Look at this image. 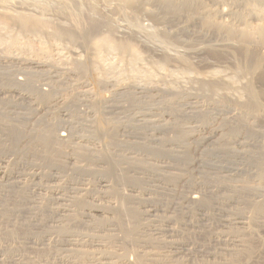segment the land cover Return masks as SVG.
<instances>
[{
  "label": "rangeland",
  "instance_id": "obj_1",
  "mask_svg": "<svg viewBox=\"0 0 264 264\" xmlns=\"http://www.w3.org/2000/svg\"><path fill=\"white\" fill-rule=\"evenodd\" d=\"M69 1L70 0H65L66 7H63V5L56 6L55 1H53L54 3L51 2V4L47 3V5H42V0H0V38L2 37L0 39V113L2 114H0V246H2L0 256H2L4 260L10 259L11 249H14V251L22 252L24 256L32 258L31 260L34 264H38V261H46L45 264H61V260L58 262V259H55V255L61 253L60 251L63 249V246L61 247L63 240H65L66 236L71 235L68 233H71L72 228V231L74 230V233L72 234H75L76 230L82 233L83 230L87 229L86 226L81 223V221H83L81 214L89 208L91 209L92 207L102 206L104 209L109 208L108 212L111 214L107 216L109 217L107 221H109L107 222L103 219L102 223L104 225L101 223V220L92 222L90 224L92 226L88 224V227L90 226L91 228H88L83 231L84 233H82L83 235L88 233L87 236L84 235L86 238L82 235L81 239L79 238L81 241V247L83 248L85 246L86 249L85 247L83 249L81 248V256L79 255L80 257H76L77 259H74L76 264H88L89 261H87L86 258L89 254H98L99 256L109 255L113 258L116 257L114 259L116 264H119L120 261L125 259L129 263L138 264V262L150 257L149 255L153 254L156 256V263L154 262L155 264H264V140L259 141V143L255 144L254 147H243L244 149L237 147L235 142L236 140L232 138L233 135H231L232 139H227L230 137L228 135L229 128L226 129V133L224 134L226 142L222 143L221 146L199 148L196 142H200L202 138L209 137L213 130L215 131L223 127L228 128L227 123L232 121L235 116V112L230 109H223L220 111H223L224 114L221 118H227V122L225 124L221 123L223 120L219 121L221 118L218 119L216 115H213L215 119L217 118L216 120H214L212 115H210L212 119L209 116L210 120L205 121L206 123L203 121L192 123L191 121L182 120V122H177L175 125L171 126L172 128H170L166 137H172L171 140H174V144L176 143L175 141L178 142V140L182 143L184 142L183 145L178 142L175 144L176 146L173 144V146L170 147L165 144V147H162V145L160 148L157 146L155 138L150 135V132L147 131L145 127H141L140 125L142 124L140 121L142 119V111L140 107L144 99L140 98L141 95L138 94V90L132 89L133 87L137 88V85L141 86L142 82L140 81L141 78L139 75L142 74L139 71H137L138 73L136 74L134 72V77L131 78V76H129V72L125 70V67H123L125 65L120 64L121 62H119V57L116 56L115 53H112L107 55V57L105 55L103 57V62L101 61L103 67L111 64V69H106L107 71L98 70L96 74L89 71L83 75L81 71L79 72L80 75H78V72L76 73V71L73 70V75H75H70L71 79H68L66 76V74H68V72L66 73V71H68L67 68L71 69V64L74 62L76 57L82 62L91 58L92 46H90L89 49H85L83 46H79V44L76 45L71 42L68 43L67 41L56 42L55 39L47 34L51 30L50 26L59 25L58 23H63L64 27L67 28L81 26V28L83 27L89 30L91 28L90 26H92L89 19H91L90 21H92L93 18L95 20V14L102 11L101 15L108 17L106 18L109 19V23H111L110 26L113 30L118 27H122L120 29H130V36L127 38L135 41L137 47L141 49V51L146 49V52H141V54H144L142 55L145 59H155L153 58V52L158 50L167 56H174L179 58V60H183L184 58L188 59L191 63L193 62L192 64L195 67V72L190 75H193L194 77H196L197 74L203 75L205 72H209L208 69L213 64L225 65L229 72H233L232 69L235 67V64L239 65L245 61V59L242 58L244 57L242 56V49L244 47L254 49L255 51L256 49L258 50L264 47V35H260L259 33L261 27L264 26V0H196L199 2V8L195 13L189 12V21L186 20L185 17H182L174 22L163 23L160 25L153 22V20L147 16L149 11H155L152 1H149L151 2L149 4L148 2L146 3V11L138 13L136 18L132 17L133 13L131 10L120 8L117 2H108L109 4H106L105 8L100 6L97 8V5L100 4L99 0H97V3L96 0H92V3L88 0ZM86 4L88 8L90 6L89 9L86 7ZM94 4L97 5L95 6ZM91 6L97 8L96 13H93L94 11L91 10ZM24 9L26 10L25 12L23 11ZM59 9L63 10L60 11ZM220 11H224V13L227 14L221 16L219 14ZM17 14L27 15L29 17L40 16V18H44L46 20L48 19L49 22L47 24L49 26L46 28V31L45 28H43V34L42 32L39 35L22 33L18 30L16 25L10 24L11 20L9 18L18 16ZM206 14H211V18L213 16L210 25H206L208 27L202 23V19ZM133 18L136 19L135 24L133 22ZM6 22L9 23L8 26H5L7 25ZM227 27L232 30V37L227 36L224 30H222ZM151 34H158V38H156V40H148L149 38L147 36ZM131 35L136 37L132 38ZM161 35H165L164 37H168L170 40L167 38L164 39ZM138 36L140 41L138 40ZM119 37L122 38L123 36ZM125 37L126 36L122 39H126ZM57 43L62 45L60 49H55L57 47ZM218 45L220 46L218 47ZM221 46L226 47V51L225 48L223 49ZM230 49L232 54L229 53ZM57 50L60 51L57 52ZM72 50L73 55L71 54ZM67 52H70L67 55L68 57H64ZM25 58L27 60H25ZM18 59L20 61H22V59L25 60V63L29 60L26 65H21L24 67L27 66L28 68L30 67L29 69L26 67L27 72L29 71L28 73L24 72L25 68H22L20 64H17V61H19ZM29 62L30 64L28 66ZM45 63L46 65H51L52 67L55 66L62 68L57 70L60 74H43L46 73L48 68H36L37 64L42 66V64L45 65ZM147 63V61L142 62L144 65L142 66L145 68L148 66L149 68L150 65ZM139 66L140 65L135 66L138 67L136 70H139ZM12 69L14 71H12ZM171 69L168 67L166 71H169V73H173L174 75L176 74L175 77L178 75L176 79L181 81V85L180 83L178 84L180 91L177 88V91L174 92L176 95L173 93L172 95L165 94L164 96H161V98L159 96L156 102L162 104V106L169 105L178 112V109H181L180 105H182V103H180L182 102L181 97H179L181 87L184 85L185 89L188 88L190 86L189 79L193 76L191 77L190 75H185V73H179L174 71V69ZM196 69L198 73L196 72ZM17 71L18 73H16ZM48 72L51 71L49 70ZM47 75L50 77L48 78ZM182 76L190 77H184L183 79ZM250 76L251 78H255L252 80L260 82V78L258 79L259 76H256L255 74ZM250 76H244L246 78H243L242 75H238L237 77L240 78L239 81L247 83L249 79H251L249 78ZM77 77H80L83 80H78ZM21 80L26 82L30 88H20L18 83L22 82ZM29 80L30 82H28ZM24 82L23 84H25ZM84 82H88L89 84L86 85ZM110 82L114 83L112 84ZM259 82H256L255 84L258 85ZM131 86L132 89H130ZM125 87L130 89L129 93L131 95L134 94L133 96H135V98L138 100L140 99L138 104H136L138 106H132V104H134L132 103L133 101L128 99L125 94H120L121 98L119 97V90L120 92H123V88L126 90ZM175 88L173 89L174 91ZM17 89H22L23 91L25 90V94H28L29 92V94L31 93L33 96H24L25 100L23 96H20V91ZM191 91L192 90H190V92ZM34 94L36 97L39 95L37 97L38 100L33 98L35 97ZM41 94L46 96L44 98H40ZM197 94L203 98L198 100L201 104L210 102V99H206L203 94L201 95L200 91H198ZM4 98L7 101H5ZM146 100L148 101V99ZM178 100H180V102ZM161 102H164V104ZM64 109L68 113H65ZM218 112L214 111V114ZM10 125L11 133L8 134L7 127ZM173 131L174 133H171ZM62 133L67 136L70 134L73 137L72 140L67 143H62L61 145L56 144L55 150L50 152L49 148L52 147L51 139L46 138L45 135L49 134L54 141L55 138L62 135ZM191 134L193 135V138L191 137L189 141L187 140V137ZM22 136H24L23 138L26 137V140H24L25 142L18 143V139ZM80 136L89 138L90 141L87 140L88 143L84 141L78 142ZM175 136L178 137L175 138ZM29 137H32L35 141L31 140V142ZM262 142L263 144L261 145ZM166 146H168V148ZM157 147L159 149L158 152L155 151ZM170 148H172V150H176V152H168L167 150ZM43 151L46 152L44 153ZM37 152H40V154L35 156L34 153ZM47 152L49 153L46 154ZM42 154H44V156H42ZM184 156L186 158L188 156L189 160L184 159ZM64 157H73L74 160H76L69 161L66 160V158L64 159ZM200 159L203 160V163L197 164ZM48 160L52 162H49ZM98 162H101L102 164ZM68 163L72 164L69 165ZM58 165H61L64 169ZM101 172L104 174L109 173V175H106V180L109 181L110 184L107 185H109L110 188L108 187L106 190L99 188L98 182ZM61 175L63 178H61ZM158 180L160 182H158ZM6 181L7 183H10L11 181L13 186H10L11 183L6 184ZM161 183H163V185ZM156 186L158 187L156 188ZM159 187L161 189H159ZM39 188L43 190L38 191L40 190ZM75 189H81V192H77L76 194L74 193ZM162 189H164L165 192L164 190L162 191ZM56 190L57 193L55 192ZM58 194L60 196H58ZM124 195L126 197L128 196L127 199ZM188 195H197V200H201L202 203L200 201L196 203L197 206L196 204L195 206L191 204L189 205V202L186 199V202H184L185 200L183 201L184 197H189ZM233 196L243 197V201L241 205H239V209L241 210H238V206H235L237 204L230 206L225 201L227 199H232L230 197ZM58 197L64 199L66 198V202L56 203V199ZM130 197L132 199L131 201ZM33 198H35V200ZM31 200L33 203H37V206L33 204ZM29 202L32 205H35L33 206V209L30 208L31 204ZM41 203H43V206L40 205ZM60 203H62V205ZM219 203L221 204L220 206H218ZM248 204L258 205V212H254L243 207V205L249 207ZM65 205H68L69 207H66ZM28 207L33 211V215L30 214L32 211L28 210ZM46 207L49 208L48 210H52L48 212ZM110 208L113 209L110 210ZM129 208L131 210H129ZM152 208L159 210V214L157 213L159 218L156 216H145L146 212ZM202 208L204 209L202 210ZM217 208L220 209L217 211ZM37 209L40 211L42 210L43 212L41 211V213L39 211L38 213ZM63 209H69L66 214L69 213L70 215V217L66 216L67 219L66 217H63L64 220L60 218L61 214H57L63 213ZM16 210H18L19 213ZM222 210L223 212H221ZM26 211H28L27 214ZM125 212H127V215ZM230 212L238 214L237 217L240 214V216L243 215L245 217L248 215L247 217H249V220H246L247 222L245 221V225L243 226H234L232 224H234L233 222L235 221L230 219H233L232 215L234 214ZM53 214L56 215V218ZM135 214L139 217L138 218L136 216L137 218L135 220L138 221V223L140 222V227L142 228H139V230H137V228L134 229V225L132 224L133 219H128L129 217L126 219V221H131V223L129 221L127 224L129 229L127 230L125 227L126 225L121 226V220L124 221L122 218L125 215L128 216ZM15 215L16 217L19 216L20 221L11 217H15ZM24 215L33 217L42 215V217H40V223L44 222L41 224L49 225V227H45L44 225L45 228L43 229V231L46 232L44 239H47L44 241L47 244L44 242V245H39L38 240H34L36 245L32 244L34 245L33 247L32 245L30 246V244H26L25 240H23L24 238H18V236L22 237L23 231L30 229L28 222L30 225L33 222V217H26ZM169 216L173 219L172 222L174 223L171 227L174 230L172 231V234L171 232H168V235L167 233L161 232V230L164 228L163 225L166 224L164 220H166ZM20 217H23L25 220L29 219L26 222ZM11 219H14L12 221L16 222H13L16 226L12 223ZM15 220H18L20 223ZM52 220H54V224ZM50 221H52L51 225L49 224ZM109 222L114 223V226L106 228L105 226ZM192 223L193 225L191 226ZM68 224L69 226H67ZM81 224H83L82 227ZM183 224H190V226L185 227ZM12 225L14 226L12 227ZM26 225L27 228L25 227V229L24 226ZM33 226L30 227L33 229L36 228V226ZM50 226L53 228L51 229ZM11 227L12 229L16 227V229H14L16 233L11 230ZM74 228L77 229L75 230ZM33 229L31 230L33 231ZM45 229H49V231L47 230V232ZM54 230L55 232H53ZM17 231L21 234L18 233V236L14 238L13 234L15 233L17 235ZM78 231L76 232V235H80ZM94 238L96 240H98V238L103 239L100 240L101 246L98 244L99 246H95L96 248L94 246L91 247L90 241H96ZM235 238H239L237 241L242 239L245 243V245L243 244L244 247H238V243L240 244V242L236 243L237 248L236 246L231 247L227 245L230 240H236ZM60 241L62 242L60 243ZM168 242L171 243V247L175 242L189 244V247H187L188 252L183 251V253L179 256H173L174 253L172 254V251L174 252V250L169 247ZM92 250H96L97 252H92ZM24 253L28 255H25ZM146 254L149 255L146 256ZM98 255L96 257H98ZM63 256H65V254H63Z\"/></svg>",
  "mask_w": 264,
  "mask_h": 264
},
{
  "label": "bare ground",
  "instance_id": "obj_2",
  "mask_svg": "<svg viewBox=\"0 0 264 264\" xmlns=\"http://www.w3.org/2000/svg\"><path fill=\"white\" fill-rule=\"evenodd\" d=\"M53 1H55V3H56V6H62L63 5V7L65 6V0H42V5L44 4V5H47V3H50L51 4V2L52 3H54ZM71 1V0H70ZM69 1V2H70ZM88 1H92V0H88ZM95 1V0H94ZM100 1V4H96L97 5V8H99V6L100 7H102V8H105V5L106 4H109L108 2H117V4L119 5V7L120 8H122V9H129V10H131L132 11V13H133V16L132 17H135L136 18V16H137V14L138 13H143V12H145L146 11V9H145V6L147 5L146 3L148 2V4L149 3H151V2H149V1H152L153 3V5H154V8H155V11H149L148 12V14H147V16L150 18V19H152L153 20V22H156V24H163V23H171V22H174V21H176V20H178V19H180V18H182V17H185V19L186 20H190V16H189V12H196L197 10H198V8H199V2L198 1H196V0H99ZM98 1L96 0V3H97ZM14 3V2H13ZM83 3V2H82ZM92 3V2H91ZM12 4V3H11ZM10 4V5H11ZM89 4V3H88ZM6 5H7V3H6ZM35 5V4H34ZM95 5V4H94ZM95 5V6H96ZM2 6V5H1ZM8 6V5H7ZM77 6H78V4H77ZM46 7V6H45ZM66 7V6H65ZM82 7V6H81ZM80 7V8H81ZM86 7H87V4H86ZM109 7V6H108ZM7 8V7H6ZM88 8V7H87ZM89 8H90V6H89ZM88 8V9H89ZM91 10H93L94 12L93 13H96V7H93V6H91ZM8 9V8H7ZM60 10V9H59ZM61 10H63V9H61ZM60 10V11H61ZM101 10V9H100ZM24 12L26 11L25 9L23 10ZM102 12V11H101ZM100 11H99V13L98 14H95V20H94V18H93V20L92 21H90L91 19H89V22H91L92 23V26H90L91 28L88 30V29H86V28H81V26L79 27V26H77V27H75V26H73V28H67V27H64V25H63V23L61 24V23H58L59 25H54V26H50V28H51V30L47 33L50 37H52L53 39H55V41L57 42V41H59V42H61V41H63V42H65V41H67L68 43L69 42H71L72 44H79V46H83L85 49L87 48V49H89L90 48V46H92V51H91V58H89L88 60H86V61H81V60H79L77 57L75 58V60H74V62L71 64V69H69V68H67L68 69V71H66V73L68 72V74H66V76L68 77V79H71L70 78V75H73V70H75L76 71V73L78 74V75H80V71H81V73H82V75L83 74H86L87 72H89V71H91V72H94L95 74L97 73V71L98 70H106V69H111L112 67H110L111 66V64L109 65V66H104L103 67V64L101 63V61L103 62V57L106 55V57H107V55H109V54H112V53H115L116 54V56H118L119 57V62H121L120 64H123V65H125V66H123V67H125V70H127L128 72H129V76H131V78H133L134 77V72H135V74L136 73H138L137 71H139L142 75H139L140 76V78H141V82H142V84H141V86H139V85H137L136 87L137 88H135V87H133V89H132V86H131V88L130 89H132V90H138L139 92H138V94H140L141 95V99H144V101H142V104H141V113H142V115H141V122H142V124H140L141 125V127L143 126V127H145V129H147V131H149L150 132V135L152 136V137H154L155 138V142L157 143V146L158 147H160V146H162V147H165L164 145L166 144V145H168V146H173V141L171 140V138L172 137H166V134L169 132V130H170V128H172L171 126H173V125H175L177 122L179 123L180 121L182 122V120H184V121H191L192 123H197V121L199 122V121H203V122H205V121H207V120H210L209 118L211 117L210 115H212V117H213V119L214 120H216L217 118L219 119V118H221V116H224V114H223V111H220V110H225V109H230V110H233L234 112H235V116H234V118L232 119V121H230L229 123H227L228 124V128H226V127H223V128H221V129H218V130H213L211 133H210V136L209 137H206V138H202L201 140H200V142H196L197 143V145H198V147L199 148H202V147H204V148H206V147H213V146H221V144L222 143H224V142H226L225 141V139H224V134L226 133V129H229V132H228V135L230 136V137H228L227 139H229V138H231L232 136L231 135H233V139H235L236 141V144H237V147H240V148H243V147H246V148H248V147H254L255 146V144H257V143H259V141H261V140H264V47L261 49H256V51L254 50V49H248V48H246V47H244L242 50H243V55L242 56H244V57H242V58H244L245 59V61H244V63H242V64H235V67L232 69L233 70V72H229V70L227 69V67H225V65L223 66V65H212L209 69H208V71L209 72H205V74H201V75H196V77H194L193 75V77L190 75V74H193L194 72H195V67H194V65L188 60V59H184L183 58V60H179V58H176V57H172V56H167L166 54H163L161 51H158V50H155L154 52H153V54H154V57L153 58H155V59H152V58H147V56H146V58L147 59H145V57L143 56L144 54V51L146 50H144V48H143V50L144 51H141V49H139L138 47H137V44L135 43V41H133V40H131L130 38H127L128 36H130V34H129V30L128 29H126V28H123V29H120V28H122V27H118L117 29H115V30H113L112 28H111V26H110V24L111 23H109V19H107L106 17H104V16H102ZM68 13V12H67ZM217 13H218V11H217ZM11 14V13H10ZM15 14V13H14ZM21 14H23V13H21ZM18 15V16H15V17H13V18H9L11 21H10V24H12V25H16V27H18V30L19 31H21L22 33H30V35L32 34H35V35H39L41 32H42V30H43V28H45V31H46V28H48V19L46 20V19H44V18H40V16L39 17H29V16H27L28 15V13H27V15ZM125 14V13H124ZM219 14L221 15V16H223L224 14H227V13H224V11H220L219 12ZM230 14V13H229ZM16 15V14H15ZM30 15V14H29ZM65 15V14H64ZM129 15V14H128ZM191 15V14H190ZM241 15V14H240ZM216 16H218V15H216ZM3 17V16H2ZM8 17V16H7ZM12 17V16H11ZM82 17V16H81ZM242 17V16H241ZM240 17V18H241ZM88 18V17H87ZM135 18H133L134 20H133V22H134V24L136 23V19ZM212 18H213V16H212ZM212 18H211V14H206L204 17H203V19H202V23H203V25H210V23H211V21H212ZM81 20V19H80ZM68 21V20H67ZM3 22V21H2ZM1 22V23H2ZM5 23V22H4ZM3 23V24H4ZM82 23V22H81ZM90 23V24H91ZM201 23V24H202ZM6 24L7 25H5V26H8V24L9 23H7L6 22ZM65 24V23H64ZM132 24V23H131ZM200 25V24H199ZM5 26H4V28H5ZM11 26V25H10ZM69 26V25H68ZM86 26V25H85ZM202 26V25H201ZM208 26H206V27H208ZM132 27V26H131ZM134 27V26H133ZM8 28H10V27H8ZM114 28V27H113ZM136 28V27H135ZM5 30H6V28H5ZM222 30H224V32L226 33V35L227 36H231L232 37V35H233V33H232V30L230 29V28H223ZM6 32V31H5ZM20 32V33H21ZM133 32V31H132ZM10 33V32H9ZM130 33H131V31H130ZM259 33H260V35H264V26L263 27H261V29H260V31H259ZM42 34H43V32H42ZM134 34V33H133ZM140 34V33H139ZM46 35V34H45ZM119 36H126L125 38L126 39H122L121 37H119ZM132 36V38H135L136 36H134V35H131ZM140 36V35H139ZM139 36H138V40L140 41V39H139ZM163 35H161V37H162ZM165 36V35H164ZM163 36V37H164ZM141 37V36H140ZM148 38V40H151V39H155L156 40V38H158V34L156 35V34H151V35H148L147 36ZM2 38V37H1ZM0 38V39H1ZM5 38V37H4ZM144 38V37H143ZM165 38H167V39H169L170 40V38H168V37H164V39ZM50 39V38H49ZM164 39H162V40H164ZM135 40V39H134ZM160 40V39H159ZM49 41V40H48ZM6 42H7V40H6ZM45 42V41H44ZM136 42H138V41H136ZM243 42V41H242ZM22 43V42H21ZM51 43V42H50ZM42 44V43H41ZM56 44V43H55ZM51 45V44H50ZM67 45V44H66ZM146 45V44H145ZM42 46V45H41ZM53 46V45H52ZM57 47L55 48V49H60V47L62 46V45H60V43H57V45H56ZM220 45H218V47H219ZM227 46V45H226ZM223 49L225 48V51H226V47H224V46H221ZM5 48V47H4ZM21 48V47H20ZM63 48H64V46H63ZM73 48V47H72ZM23 49V48H22ZM74 49H76V48H74ZM229 49V48H228ZM1 50V49H0ZM8 50V49H7ZM6 50V51H7ZM49 51V50H48ZM60 51V50H59ZM58 50H57V52H59ZM67 51H69V50H67ZM71 51V50H70ZM81 51V50H80ZM147 51H148V49H147ZM223 51V50H222ZM63 52H64V50H63ZM141 52H143L142 54H141ZM146 52V51H145ZM151 52V51H150ZM17 53V52H16ZM66 53V52H65ZM68 53H70V52H67V54L65 55V54H63V55H65L64 57H66L67 55H68ZM149 53V52H148ZM229 53L230 54H232L231 53V49H230V51H229ZM14 54V53H13ZM56 54H58V53H56ZM72 55H73V50H72V53H71ZM76 54H77V52H76ZM147 54V53H146ZM1 55V54H0ZM9 55V54H8ZM75 55V54H74ZM3 56V55H2ZM70 56V55H69ZM77 56V55H76ZM79 56V55H78ZM112 56V55H111ZM151 56V55H150ZM1 57V56H0ZM22 57V56H21ZM68 57V56H67ZM199 57V56H198ZM201 57V56H200ZM29 58V57H28ZM41 59V58H40ZM51 59V58H50ZM67 59V58H66ZM69 59V58H68ZM73 59V58H72ZM117 59V58H116ZM15 60V59H14ZM17 60V59H16ZM19 60V59H18ZM25 60H27L26 58H25ZM25 60H23L22 59V61H20V63H19V61H17L16 63L17 64H20V66L21 65H26L27 64V62L29 61H27L26 63H25ZM52 60V59H51ZM1 61V60H0ZM6 61V60H5ZM144 61H147L148 63L147 64H149L150 65V67L148 68V66L145 68V67H143L144 65V63L142 64V62H144ZM238 61V60H237ZM33 62V61H32ZM38 62V61H37ZM55 62H57V61H55ZM72 62V61H71ZM7 63V62H6ZM9 63H11V62H9ZM8 63V64H9ZM53 63V62H52ZM66 63V62H65ZM65 63H63V64H65ZM68 63V62H67ZM70 63V62H69ZM29 64H30V62L28 63V66H29ZM34 64H36V63H34ZM5 65V64H4ZM53 65V64H52ZM55 65V64H54ZM56 65H57V63H56ZM106 65V64H105ZM119 65V64H118ZM137 65H140L139 66V70H136V69H138V67H135V66H137ZM143 65V66H142ZM10 66V65H9ZM8 66V67H9ZM31 66V65H30ZM65 66V65H64ZM7 67V66H6ZM22 68H25V71L24 72H27V69H26V67L27 66H21ZM48 68V70H46V73H43V74H52V73H54V74H60V72L59 71H57V70H60V69H62V68H58V67H55V66H53V67H55V68H53L51 65H46V63H45V65L44 64H42V66H40V65H36V68ZM120 67V66H119ZM168 67H170V69L172 68V69H174V71H176V72H181V73H185V75H190L192 78H190L189 79V81H190V86H189V84H188V82H187V84H188V88H184L185 86L183 85V87H181V92H179L180 94V96L179 97H181V101L182 102H180V100H178L180 103H182V105H180L181 107V109H178V112L177 111H175L171 106H169V105H167V106H162V104H160V103H157L156 101L158 100L157 98L160 96V98H161V96H164L165 94H167V95H172L174 92H176L177 90V88H178V90L180 89V87H179V83H180V85H181V81H178V79H176V77L178 76H176L175 77V75L173 74H171V73H169V71H166V69L168 68ZM197 67V66H196ZM28 68V67H27ZM30 68V67H29ZM28 68V69H29ZM56 68H58V69H56ZM166 68V69H165ZM65 69V68H64ZM120 69V68H119ZM124 69V68H123ZM171 69V70H172ZM44 70V71H45ZM51 71V72H48V71ZM12 71H14L13 69H12ZM11 71V72H12ZM31 71V70H30ZM71 71V72H70ZM83 71V72H82ZM107 71V70H106ZM109 71V70H108ZM126 71V72H127ZM29 72V71H28ZM27 72V73H28ZM39 72V71H38ZM42 72H43V70H42ZM42 72H41V74H42ZM61 72H62V70H61ZM64 72V71H63ZM102 72V71H101ZM124 72V71H123ZM133 72V73H132ZM168 72V73H167ZM196 72H197V69H196ZM16 73H18V71L16 72ZM100 73V72H99ZM198 73V72H197ZM26 74V73H25ZM32 74H34V73H32ZM42 74V75H43ZM56 74V75H57ZM61 74H63V73H61ZM133 74V75H132ZM144 74V75H143ZM253 74H255L256 76H259L258 77V79L260 78V82L259 81H254V80H252V79H255L254 77L253 78H251V76L250 75H252L253 76ZM16 75V74H15ZM75 75V74H74ZM73 75V76H74ZM181 75V74H180ZM238 75H242V77L243 78H246V77H248V76H250L249 78H251V79H249V81L247 82V83H244V82H242V81H239L240 80V78H238L237 76ZM29 76H31V75H29ZM34 76H36V75H34ZM41 76V75H40ZM64 76V75H63ZM190 76H186L187 78L188 77H190ZM244 76H246V77H244ZM255 76V77H256ZM2 77V76H1ZM25 77V76H24ZM47 77L49 78L50 76H48L47 75ZM54 77V76H53ZM58 77V76H57ZM72 77V76H71ZM183 77V79H184V77L185 76H182ZM185 77V78H186ZM26 78V77H25ZM30 78V77H29ZM66 78V77H65ZM78 78V77H77ZM156 78V79H155ZM6 79V78H5ZM10 79V78H9ZM22 79V78H21ZM28 79V78H27ZM32 79H33V77H32ZM40 79V78H39ZM79 79H81V80H83L82 78H78V80ZM130 79V78H129ZM18 80V79H17ZM20 80V79H19ZM23 80V79H22ZM21 80V81H22ZM30 80H31V78H30ZM30 80L28 81V82H30ZM84 80L86 81V79L84 78ZM238 80V81H237ZM188 81V80H187ZM11 82V81H10ZM23 82L24 81H22V82H19L18 83V81H17V83L19 84V86H20V88H22V89H26V87H29V85L28 84H26V82H24L25 84H23ZM27 82V83H28ZM37 82V81H36ZM50 82V81H49ZM53 82V81H52ZM56 82V81H55ZM63 82V81H62ZM67 82V81H66ZM74 82H75V80H74ZM258 83L259 82V84L258 85H256L255 83ZM15 83V82H14ZM13 83V84H14ZM16 83V84H17ZM69 83V82H68ZM79 83V82H78ZM81 83V82H80ZM85 83V82H84ZM83 83V84H84ZM110 83H112V82H110ZM114 83V82H113ZM112 83V84H113ZM132 83V82H131ZM23 84V85H22ZM41 84V83H40ZM70 84V83H69ZM68 84V85H69ZM74 84V83H73ZM86 85L87 84H89L88 82L87 83H85ZM84 84V85H85ZM15 85V84H14ZM43 85V84H42ZM53 85V84H52ZM95 85V84H94ZM108 85H110V84H108ZM16 86V85H15ZM24 88H23V87ZM32 86V85H31ZM111 86V85H110ZM117 86V85H116ZM135 86V85H134ZM138 86H139V88H138ZM13 87V86H12ZM17 87H18V85H17ZM67 87V86H66ZM72 87V86H71ZM84 87V86H83ZM86 87V86H85ZM120 87V86H119ZM175 88V91L173 90L174 88ZM30 88V87H29ZM33 88V87H32ZM60 88V87H59ZM111 88H113V87H111ZM121 88H122V86H121ZM126 88V90L123 88V90L125 91V93H124V91L123 92H120V90H119V97L121 96V95H123V94H125V96L128 98V99H130L131 101H133L132 103H134V104H132V106H138V105H136V104H138V102L140 101V99L138 100L137 98H135V96H133V95H131L130 93H129V88H127V87H125ZM184 88V89H183ZM22 89H17V90H19L20 92V96L22 97L23 96V98H24V96L26 97V96H30L31 95V93L29 94V92H28V94H25L24 93V91L22 90ZM35 89V88H34ZM90 89V88H89ZM115 89V88H114ZM118 89V88H117ZM45 90V89H44ZM48 90H49V88H48ZM48 90H46V91H48ZM113 90V89H112ZM190 90H192L191 92H190ZM35 91V90H34ZM180 91V90H179ZM198 91H200L201 92V95L203 94L205 97H206V99L208 98V100L210 101V102H208V103H206V104H201V102L200 101H198V100H201V99H203V98H201V96H199V94H197V92ZM1 92V91H0ZM52 92V91H51ZM57 92V91H56ZM59 92V91H58ZM83 92H84V90H83ZM134 92V91H133ZM137 92V91H136ZM53 93V92H52ZM118 93H116V94H118ZM10 94V93H9ZM15 94V93H14ZM35 94H37V93H35ZM35 94H34V96H35ZM45 94H47V93H45ZM44 94V95H45ZM116 94H115V96H116ZM121 94V95H120ZM137 94V93H136ZM175 94V93H174ZM113 95H114V92H113ZM176 95V94H175ZM31 96H33V95H31ZM39 96V95H38ZM37 96V97H38ZM46 96V95H45ZM45 96H43V94H41V96H40V98H44ZM57 96V95H56ZM85 96H87V95H85ZM114 96V97H115ZM124 96V97H125ZM27 97V98H28ZM36 96L35 97H33V98H36L37 100H38V98H37ZM53 97V96H52ZM118 97V98H119ZM123 97V98H124ZM125 97V98H126ZM6 98V97H5ZM4 98V99H5ZM32 98V97H31ZM87 98V97H86ZM90 98V97H89ZM112 98V97H111ZM110 98V99H111ZM121 98V97H120ZM177 98V97H176ZM7 99H8V97H7ZM9 99H11V98H9ZM25 99V98H24ZM29 99V98H28ZM88 99V98H87ZM146 99H148V101L146 100ZM17 100V99H16ZM21 100V99H20ZM26 100V99H25ZM37 100H35V101H37ZM77 100H78V98H77ZM81 100V99H80ZM123 100V99H122ZM146 100V101H145ZM2 101H3V98H2ZM5 101H7L6 99H5ZM67 101V100H66ZM86 101V100H85ZM84 101V102H85ZM112 101V100H111ZM126 101H128V100H126ZM17 102V101H16ZM160 102V101H159ZM204 102V101H203ZM205 102H206V100H205ZM204 102V103H205ZM33 103V102H32ZM155 103V104H154ZM161 103H163L164 104V102H161ZM178 103V102H177ZM26 104V103H25ZM35 104V103H34ZM33 104V105H34ZM81 104V103H80ZM87 104V103H86ZM140 104V103H139ZM2 105V104H1ZM15 105V104H14ZM16 105H17V103H16ZM120 105H121V103H120ZM64 106V105H63ZM178 107V106H177ZM1 108V107H0ZM68 108H70V107H68ZM15 110V109H14ZM45 110V109H44ZM65 110V109H64ZM56 111V110H55ZM60 111H62V110H60ZM214 111L215 112H218V113H215L214 114ZM65 113L67 112L66 110L64 111ZM226 112V111H225ZM36 113V112H35ZM68 113V112H67ZM1 114V113H0ZM17 114V113H16ZM158 114V115H157ZM2 115V114H1ZM216 115L217 116V118L215 119V117L214 116ZM43 116H45V115H43ZM86 116V115H85ZM210 116V117H209ZM2 117V116H1ZM35 117V116H34ZM33 117V118H34ZM212 117H211V119H212ZM70 118V117H69ZM86 118V117H85ZM134 118V117H133ZM225 118V117H224ZM39 119V118H38ZM227 119V118H226ZM226 119H223V118H221L219 121H221V120H223L221 123H226L227 121H226ZM31 120V119H30ZM42 120V119H41ZM214 120H212V121H214ZM29 121V120H28ZM132 121H133V119H132ZM138 121V120H137ZM65 122V121H64ZM140 122V123H141ZM62 123H63V121H62ZM206 123V122H205ZM9 124V123H8ZM24 125H25V122H24ZM198 125V124H197ZM205 125H207V124H205ZM26 126H27V124H26ZM66 126V125H65ZM225 126V125H224ZM29 127V126H28ZM211 127V126H210ZM222 127V126H221ZM8 129H7V132H8V134L9 133H11V125L9 126V127H7ZM216 129V128H215ZM0 130H1V128H0ZM6 130V129H5ZM175 130H177V129H175ZM180 130V129H179ZM228 131V130H227ZM6 132V131H5ZM5 132H3V133H5ZM15 132H16V129H15ZM48 133V132H47ZM112 133V132H111ZM171 133H174V131L173 132H171ZM177 133V132H176ZM202 134V133H201ZM209 134V133H208ZM243 134V135H242ZM180 135V134H179ZM187 135V134H186ZM24 136H22V137H20L19 139H18V143H23V142H25L24 140H26L25 138H23ZM45 137L46 138H48V139H51V145H52V147L51 148H49V150H50V152H52V151H54L55 150V145L57 144V145H61L62 143H67V142H69V141H71L72 140V136L69 134V136H67V135H65V134H63L62 133V135H60V136H58V137H56L55 138V140L53 141L52 140V138H51V136L49 135V134H46L45 135ZM176 137H178V136H175V138ZM193 138V135L191 134V135H189L188 137H187V140H189L190 141V138ZM23 138V139H22ZM231 138V139H232ZM28 139V138H27ZM91 139V138H90ZM174 139V138H173ZM184 139V138H183ZM29 140L31 141V140H34L32 137L30 138L29 137ZM87 140H89V138H84V136H80L79 137V139H78V142H86V143H88L87 142ZM181 140V139H180ZM35 141V140H34ZM90 141V140H89ZM28 143H30L29 141H27ZM27 142H26V144H27ZM32 142V141H31ZM176 143H182L181 141H179L178 140V142L177 141H175ZM194 142V141H193ZM113 143V142H112ZM175 143V144H176ZM184 143V142H183ZM183 143H182V145H183ZM78 144V143H77ZM115 144V143H114ZM174 144V145H175ZM263 144V142L261 143V145ZM113 145V144H112ZM179 145V144H178ZM168 146H166L167 148H168ZM176 146V145H175ZM81 147V146H80ZM83 147V146H82ZM142 147V146H141ZM158 147H157V149H155V151L156 152H158L159 151V149H158ZM180 147V146H179ZM161 148V147H160ZM176 148H178V147H176ZM176 148H174V149H176ZM244 149V148H243ZM47 150V149H46ZM40 151V150H39ZM48 151V150H47ZM82 151V150H81ZM168 152H170V153H174V152H176V150H172V148H170V149H168L167 150ZM202 151V150H201ZM44 153L46 152V151H43ZM42 152V153H43ZM84 152V151H83ZM49 152H47L46 154H48ZM73 153V152H72ZM178 153V152H177ZM204 153V152H203ZM37 154H40V152H37V153H34V155L35 156H38ZM88 154V153H87ZM86 154V155H87ZM185 154H187V153H185ZM184 154V155H185ZM202 154V153H201ZM51 155V154H50ZM85 155V156H86ZM42 156H44V154H42ZM48 156V155H47ZM53 156V155H52ZM67 156H68V154H67ZM69 156H72V155H69ZM66 157H64V159H65ZM184 159H187V160H189V157L187 156V158L184 156L183 157ZM66 160H69V161H72V160H74V158L73 157H69V158H66ZM76 160V159H75ZM74 160V161H75ZM12 161V160H11ZM49 162H52V161H50V160H48ZM47 161V162H48ZM53 161H55V160H53ZM194 161V160H193ZM198 161V160H197ZM77 162V161H76ZM98 163H100V164H102L101 162H98ZM203 163V160L202 159H200L198 162H197V164H202ZM69 165L70 164H72V163H68ZM94 164H96V163H94ZM194 164V163H193ZM73 165H74V163H73ZM59 166V165H58ZM66 166V165H65ZM64 166V167H65ZM94 166H99V165H94ZM202 166V165H201ZM59 167H62L61 165L59 166ZM69 167V166H68ZM32 168V167H31ZM63 168V167H62ZM198 168V167H197ZM36 169V168H35ZM64 169V168H63ZM66 169V168H65ZM76 169H78V168H76ZM4 170V169H3ZM195 171H196V169H195ZM8 172V171H7ZM40 175V174H39ZM45 175V174H44ZM60 175V174H59ZM106 175H109V173L108 174H104L103 172H101V175H100V178H99V182H98V184H99V188H101L102 190L104 189V190H106V189H108V187H109V185H107V184H110L109 183V181L108 180H106ZM57 176V175H56ZM102 176V177H101ZM2 177V176H1ZM44 177V176H43ZM153 177V176H152ZM57 178V177H56ZM61 178H63V176L61 175ZM112 178V177H111ZM7 180V179H6ZM8 181H9V178H8ZM153 181V180H152ZM156 181V180H155ZM63 182V181H62ZM158 182H160L159 180H158ZM4 183V182H3ZM9 183V182H8ZM7 183V181H6V184H8ZM10 183H11V181H10ZM9 183V184H10ZM15 183H17V182H15ZM117 183V182H116ZM153 183H154V181H153ZM152 183V184H153ZM12 184V183H11ZM10 184V186H13V184L11 185ZM76 184V183H75ZM118 184V183H117ZM162 185H163V183H161ZM264 184V183H263ZM18 185H20V184H18ZM5 186V185H4ZM15 186V185H14ZM82 186V185H81ZM86 186V185H85ZM8 187H9V185H8ZM16 187V186H15ZM14 187V188H15ZM56 187V186H55ZM54 187V188H55ZM158 186H156V188H157ZM12 188V187H11ZM22 188V187H21ZM43 188V187H42ZM46 188V187H45ZM53 188V189H54ZM61 188V187H60ZM110 188V187H109ZM40 189V188H39ZM59 189V188H58ZM154 189H155V187H154ZM159 189H161L160 187H159ZM201 189H202V187H201ZM13 190V189H12ZM41 190H43V189H40V190H38V191H41ZM63 190V189H62ZM73 190V189H72ZM71 190V191H72ZM81 190V189H80ZM79 189H75V191H74V193H76L77 194V192H81ZM122 190V189H121ZM164 189H162V191H163ZM84 191V190H83ZM146 191V190H145ZM160 191V190H159ZM161 191V192H162ZM52 192V191H51ZM56 193H57V190L55 191ZM69 192V191H68ZM102 192V191H101ZM114 192V191H113ZM152 192V191H151ZM156 192H157V190H156ZM164 192H165V190H164ZM64 193V192H63ZM105 193H107V192H105ZM110 193V192H109ZM153 193H154V191H153ZM191 193V192H190ZM189 193V194H190ZM79 194V193H78ZM101 194H103V193H101ZM126 194V193H125ZM130 194V193H129ZM156 194V193H155ZM157 194H158V192H157ZM163 194V193H162ZM110 195V194H109ZM48 196V195H47ZM58 196H60L59 194H58ZM65 196V195H64ZM125 196V195H124ZM189 196V195H188ZM197 196V195H196ZM196 196H189V197H184V199H183V201L186 199L188 202H189V205L191 204V205H194L195 206V204L196 203H198V202H200V201H198L197 199H198V197H196ZM67 197V196H66ZM81 197V196H80ZM126 197V196H125ZM124 197V198H125ZM128 197V196H127ZM127 197H126V199H127ZM137 197V196H136ZM256 197V196H255ZM37 198V197H36ZM103 198V197H102ZM124 198H123V200H124ZM132 198H133V195H132ZM138 198V197H137ZM230 198H232V199H227V200H225L226 202H227V204L228 205H235V204H237V205H235L236 207L238 206V210H241V209H239L240 207H239V205H241V203H242V201H243V197H240V196H233V197H230ZM34 200H35V198H33ZM41 199V198H40ZM66 199V198H65ZM64 198H61V197H58L57 199H56V203H58V202H66V200H65ZM70 199V198H69ZM68 199V200H69ZM141 199V198H140ZM37 200V199H36ZM118 200V199H117ZM132 199H131V197H130V201H131ZM135 200V199H134ZM138 200V199H137ZM143 200V199H142ZM174 200V199H173ZM186 200L184 201V202H186ZM91 201V200H90ZM114 201V200H113ZM116 201V200H115ZM139 201V200H138ZM245 201H246V199H245ZM31 202H32V200H31ZM37 202V201H36ZM39 202V201H38ZM70 202V201H69ZM125 202V201H124ZM134 202V201H133ZM187 202V203H188ZM252 202V201H251ZM254 202V201H253ZM30 203V202H29ZM33 203V202H32ZM74 203V202H73ZM201 203H202V201H201ZM27 204V203H26ZM31 204V203H30ZM29 204V205H30ZM33 204H35L36 206H37V203H33ZM61 205H62V203H60ZM70 204V203H69ZM68 204V205H69ZM124 204V203H123ZM132 204V203H131ZM135 204V203H134ZM150 204V203H149ZM32 205V204H31ZM31 205H30V208H32L33 209V206H35V205H32V207H31ZM41 206H43V203H41L40 204ZM59 205V204H58ZM63 205H64V203H63ZM66 206V207H69V206ZM73 205V204H72ZM180 205V204H179ZM188 205V204H187ZM199 205H201V204H199ZM221 204L219 203L218 204V206H220ZM20 206V205H19ZM28 206V205H27ZM26 206V207H27ZM38 206H39V203H38ZM91 206V205H90ZM93 206V205H92ZM101 206V205H100ZM115 206V205H114ZM118 206V205H117ZM196 206H197V204H196ZM248 206L249 207H247V206H244L243 205V207L244 208H246V209H250L251 211H254V212H258V210H259V207H258V205H251V204H248ZM18 207V206H17ZM66 207H63V208H66ZM131 207V206H130ZM149 207V206H148ZM155 207V206H154ZM180 207V206H179ZM199 207H201V206H199ZM21 208V207H20ZM29 208V207H28ZM28 209V210H31V209ZM47 208V207H46ZM78 208V207H77ZM150 208V207H149ZM175 208V207H174ZM39 209H40V207H39ZM44 209V208H43ZM49 208H47V210H48ZM58 209H59V207H58ZM71 209V208H70ZM84 209V208H83ZM109 209V208H108ZM108 209H104L102 206L101 207H99V206H96V207H92L91 209L89 208L88 210H86L85 212H83L82 214H81V216H82V218H83V221H81V223H83L85 226H86V228L88 229H90L91 227L90 226H92V225H90L92 222H95V221H100L101 220V223H102V220L104 219V220H106L107 221V219L109 218V217H107L108 215H111L110 214V212H108ZM111 209H113V208H110V210ZM115 209V208H114ZM117 209V208H116ZM122 209V208H121ZM126 209H128V208H126ZM145 209V208H144ZM164 209V208H163ZM191 209V208H190ZM204 208H202V210H203ZM220 208H217L216 210L218 211ZM26 210V209H25ZM38 210V209H37ZM45 210V209H44ZM50 210H52V209H50ZM50 210H48V212L50 211ZM64 210V209H63ZM68 210L69 209H65L64 211H62L63 213H57V214H61L60 215V218L61 219H63V217L65 218L66 216L67 217H70V215H69V213L68 214H66L67 212H68ZM129 210H131L130 208H129ZM128 210V211H129ZM147 210V209H146ZM8 211V210H7ZM13 211V210H12ZM17 212H18V210H16ZM32 211V210H31ZM34 211H36V210H34ZM39 211L40 210H38V213H39ZM42 211V210H41ZM40 211V212H41ZM55 211V210H54ZM124 211V210H123ZM127 211V210H126ZM10 212V211H9ZM27 212L28 211H26V214H27ZM43 212V211H42ZM41 212V213H42ZM57 212H59V211H57ZM61 212V211H60ZM78 212V211H77ZM81 212H82V210H81ZM80 212V213H81ZM141 212V211H140ZM145 212V211H144ZM159 212V210L158 209H156V208H152V209H149L147 212H146V215L145 216H149V217H158V215H157V213ZM221 212H223V210L221 211ZM226 212V211H225ZM13 213V212H12ZM19 213V212H18ZM17 213V214H18ZM22 213V212H21ZM20 213V214H21ZM33 213V211L30 213V214H32ZM35 213V212H34ZM40 213V214H41ZM52 213V212H51ZM121 213V212H120ZM126 213V215H127V212H125ZM129 213V212H128ZM230 213H232V212H230ZM15 214V213H14ZM24 214V213H23ZM29 214V213H28ZM77 214V213H76ZM130 214V213H129ZM159 214V213H158ZM164 214V213H163ZM223 214H225V213H223ZM232 214H234V215H232L233 216V219L232 218H230L231 220H234L235 222H233L234 224H232V225H239V226H243V225H245V221L246 220H249V217H245V216H238L237 217V215L238 214H236V213H232ZM236 214V215H235ZM13 215V214H12ZM33 215V214H32ZM43 215V214H42ZM42 215H37V216H35V217H33V216H29V215H24V216H29V217H33V222H32V224L30 225V223L28 222V224H29V228L30 229H26L27 228V225L26 226H24V228L26 229V231H23L22 233H23V235H22V237H19L18 236V233H19V231H17V235L15 234L16 232L14 231V229H16V227L14 228V229H12V227L15 225L14 223H16V222H14V221H12V220H14V219H11V221H12V223L14 224V225H12V227H11V230L12 231H14L15 233L13 234V236H14V238L16 237V236H18V238L20 239V238H24L23 240H25V242H26V244H30V246L32 245V244H34V245H36V243H34V240H38V243H39V245L41 244V245H44V242L46 241V239H44L45 238V233L46 232H44L43 231V229L46 227V226H48L49 227V225H45V224H41V223H44V222H41L40 223V217H42ZM53 215H55V214H53ZM116 215H118V214H116ZM121 215H123V214H121ZM124 216L122 219H124V221H122L121 220V222L122 223H124V224H122L121 223V226L122 225H126L125 227L127 228V230L129 229L127 226V224H128V222L130 221H126V219L128 218V219H133V227H134V229H136L137 228V230H139V228H142V227H140V222L138 223V221H136L135 219L138 217L136 214L135 215H128V216ZM218 215H219V213H218ZM244 215H246V214H244ZM18 216V215H17ZM48 216V215H47ZM59 216V215H58ZM57 216V217H58ZM81 216H80V218H81ZM137 216V217H136ZM202 216H204V215H202ZM222 216V215H221ZM227 216V215H226ZM228 216H229V214H228ZM227 216V217H228ZM234 216H235V218H234ZM9 217V216H8ZM12 218H16V219H18L19 220V216L18 217H16V215H15V217L14 216H11ZM45 217V216H44ZM44 217H43V219H44ZM67 217H66V219H67ZM141 217V216H140ZM162 217V216H161ZM225 217V216H224ZM21 219L23 218V217H20ZM55 218H56V215H55ZM59 218V217H58ZM58 218H57V221H58ZM81 218V219H82ZM139 218V217H138ZM148 218V217H147ZM159 218V217H158ZM169 218V219H168ZM24 219V218H23ZM27 219V218H26ZM29 219V218H28ZM27 219V220H28ZM141 219V218H140ZM153 219V218H152ZM170 218V216L169 217H167V219L166 220H164V222L166 223L165 225H163V230H161V232H164V233H167L168 234V232H171V234H172V231L174 230L171 226H173V223L174 222H172V220L173 219H171ZM180 219V218H179ZM187 219V218H186ZM229 219V218H228ZM227 219V220H228ZM229 219V220H230ZM18 220H15V221H18ZM25 220V219H24ZM27 220H25L26 222H27ZM48 220H50V219H48ZM64 220V219H63ZM62 220V221H63ZM71 220V219H70ZM230 220V221H231ZM20 221V220H19ZM18 221V222H19ZM24 221V222H25ZM42 221V220H41ZM45 221V220H44ZM53 221V224H54V220H52ZM52 221H50V225H51V222ZM80 221H77V222H80ZM109 221V220H108ZM107 221V222H108ZM193 221V220H192ZM229 221V222H230ZM48 222V221H47ZM155 222V221H154ZM197 222V221H196ZM227 222V221H226ZM247 222V221H246ZM256 222H258V221H256ZM11 223V224H12ZM20 223V222H19ZM33 223H34V226H36V228H32V227H30V226H33ZM37 225H36V224ZM40 223V224H39ZM106 223V222H105ZM130 223H131V221H130ZM190 223V222H189ZM22 224L24 225V223L22 222ZM47 224V223H46ZM60 224V223H59ZM83 224H81V227H82V225ZM88 224L90 225L89 227H88ZM97 224V223H96ZM103 224V223H102ZM101 224V225H102ZM142 224V223H141ZM196 224V223H195ZM224 224V223H223ZM248 224V223H247ZM259 224V223H258ZM44 225H45V227H44ZM62 225V224H61ZM61 225H60V227H61ZM65 225V224H64ZM75 225V224H74ZM79 225V224H78ZM77 225V226H78ZM104 225V224H103ZM102 225V226H103ZM131 225V224H130ZM179 225V224H178ZM193 225V223L191 224V226ZM227 225V224H226ZM230 225V224H229ZM232 225H231V227H232ZM16 226V225H15ZM33 226V227H34ZM53 226V225H52ZM67 226H69V224L67 225ZM77 226H74V227H77ZM84 226V227H85ZM114 226V223H111V222H109V223H107V225L105 226L106 228L108 227V228H111V227H113ZM116 226V225H115ZM153 226V225H152ZM154 226H156V225H154ZM183 226H185V227H187V226H190V224L189 225H185V224H183ZM202 226V225H201ZM205 226V225H204ZM47 227V228H48ZM51 227V226H50ZM55 227H56V222H55ZM62 227H63V225H62ZM72 227H73V225H72ZM81 227H80V229H81ZM104 227V226H103ZM132 227V226H131ZM146 227H147V225H146ZM194 227V226H193ZM193 227H191V228H193ZM203 227V226H202ZM248 227V226H247ZM22 228V227H21ZM20 228V229H21ZM24 228H22V229H24ZM53 227H51V229H52ZM64 228V227H63ZM63 228H60V229H63ZM151 228H153V227H151ZM31 229H33V231L31 230ZM73 229V228H72ZM72 229H71V233L69 232L68 234H71V235H68V236H66V238H65V240H63V243L61 244V247L63 246V249H61L62 251H60L61 253H63V254H65V256H63V254H61V253H59V254H56L55 255V259H58V262L61 260V264H76L75 262H74V259L76 258V257H80L81 255H80V250H82L83 248L81 247V241L79 240V238L81 239V237L82 236H84V235H86L87 236V234L88 233H86V234H82V233H84L83 231H85V230H87V229H85V230H83L82 231V233H80L78 230H76L75 228V234H72V233H74L73 231H72ZM103 229V228H102ZM201 229V228H200ZM248 229V228H247ZM18 230H19V228H18ZM35 230V231H34ZM38 232H37V231ZM46 230V229H45ZM48 231H49V229H47ZM46 230V231H47ZM57 230H59V229H57ZM106 230V229H105ZM108 230V229H107ZM127 230H126V232H127ZM136 230V231H137ZM153 230V229H152ZM159 230V231H160ZM235 230H236V228H235ZM12 231H11V234H12ZM47 231V232H48ZM79 232L80 233V235L78 234V235H76V232ZM81 231V230H80ZM110 231V230H109ZM113 231V230H112ZM149 231V230H148ZM210 231V230H209ZM238 231V230H237ZM53 232H55V230L53 231ZM131 232V231H130ZM129 232V233H130ZM140 232V231H139ZM161 232H159V233H161ZM234 232V231H233ZM64 233H66V232H64ZM96 233V232H95ZM104 233V232H103ZM111 233V232H110ZM135 233H137V232H135ZM216 233V232H215ZM235 233V232H234ZM19 234H21V233H19ZM47 234H49V233H47ZM224 234V233H223ZM52 235V234H51ZM82 235V236H81ZM90 235V234H89ZM146 235H148V234H146ZM154 235V234H153ZM169 235V234H168ZM13 236H12V238H13ZM60 236V235H59ZM64 236V237H65ZM92 236V235H91ZM90 236V237H91ZM133 236V235H132ZM172 236V235H171ZM63 237V236H62ZM85 237V236H84ZM83 237V238H84ZM94 237V236H93ZM98 237V236H97ZM96 237V238H97ZM102 237V236H101ZM141 237V236H140ZM217 237V236H216ZM13 238V239H14ZM49 238V237H48ZM57 238V237H56ZM86 238V237H85ZM114 238V237H113ZM116 238V237H115ZM158 238V237H157ZM179 238V237H178ZM50 239V238H49ZM64 239V238H63ZM95 239V238H94ZM107 239V238H106ZM111 239V238H110ZM122 239V238H121ZM217 239V238H216ZM236 239V238H235ZM237 239H239V238H237ZM237 239L236 240H228L229 241V243H227V245H229V246H231V247H235L236 246V248H237V245H236V243H238V242H240V244L238 243V247H244L243 246V244L245 245V243H244V241L241 239L240 241H237ZM22 240V239H21ZM45 240V241H44ZM84 240V239H83ZM82 240V241H83ZM86 240V239H85ZM90 240V239H89ZM96 240V239H95ZM100 240H103V239H99L98 238V240H96V241H90V244H91V247H97V246H99L98 244H100V246H101V241ZM139 240V239H138ZM13 241V240H12ZM49 241V240H48ZM220 241H222V240H220ZM20 242V241H19ZM18 242V243H19ZM22 242H24V241H22ZM62 241H60V243H61ZM86 242V241H85ZM89 242V241H88ZM121 242H123V241H121ZM177 242V241H176ZM173 243L172 244V247L170 246V244L171 243H169V247L170 248H172L173 250H174V252L172 251V254H173V256L175 255H180L181 253H183V251L184 252H188V248L187 247H189V244H183V243ZM181 242V241H180ZM247 242V241H246ZM17 243V242H16ZM46 243V242H45ZM108 243V242H107ZM24 244V243H23ZM25 244V245H26ZM47 244V243H46ZM86 244V243H85ZM90 244H89V246H90ZM106 244V243H105ZM152 244V243H151ZM160 244V243H159ZM226 244V243H225ZM249 244V243H248ZM34 245H32L33 247H34ZM84 245V244H83ZM217 245V244H216ZM247 245V244H246ZM27 246H29V245H27ZM37 246H38V244H37ZM137 246V245H136ZM198 246V245H197ZM1 247L2 246H0V250H1ZM36 247V246H35ZM95 247V248H96ZM154 247V246H153ZM196 247V246H195ZM227 247V246H226ZM82 248V249H81ZM157 248V247H156ZM228 248V247H227ZM248 248V247H247ZM246 248V249H247ZM22 249V248H21ZM27 249V248H26ZM85 249H86V247H85ZM92 249V248H91ZM90 249V250H91ZM231 249V248H230ZM18 250V249H17ZM97 250V249H96ZM96 250H92V252L93 251H95V252H97ZM105 250V249H104ZM190 250V249H189ZM233 250V249H232ZM243 250V249H242ZM22 251V250H21ZM44 251V250H43ZM50 251V250H49ZM170 251V252H171ZM235 251V250H234ZM144 252V251H143ZM142 252V253H143ZM153 252V251H152ZM190 252V251H189ZM232 252V251H231ZM236 252V251H235ZM234 252V253H235ZM90 253V252H89ZM25 255H28V254H26V253H24ZM100 254V253H99ZM184 254H186V253H184ZM188 254V253H187ZM80 255V256H79ZM98 254H89V256L86 258L87 259V261H89V263H96V264H116L115 262L116 261H114V259L116 258H113V257H111V256H99L98 255V257H96ZM102 255V254H101ZM107 255V254H106ZM147 255H149V254H146V256ZM92 256V257H91ZM116 256V255H115ZM150 257H148V258H146V259H144V260H141L140 262H138V264H153L155 261H156V256L153 254V255H149ZM172 256V255H171ZM170 256V257H171ZM143 257V256H142ZM40 258V257H39ZM51 258V257H50ZM157 258H159V257H157ZM161 258V257H160ZM181 258V257H180ZM32 258H30V257H28V256H24L23 254H22V252H19V251H14V249H11V257H10V259H3L2 258V256H0V264H34V262L31 260ZM77 259V258H76ZM35 260V259H34ZM130 261V260H129ZM46 262V261H45ZM45 262H39L38 261V264H45ZM52 262H54V261H52ZM121 262V264H132V263H129L126 259L125 260H122V261H120ZM120 262H119V264H120ZM37 263V262H36ZM88 263V264H89ZM118 263V262H117ZM156 263V262H155ZM154 263V264H155ZM47 264H49V263H47ZM53 264V263H52ZM55 264H57V263H55ZM59 264V263H58ZM160 264H162V263H160ZM169 264V263H168Z\"/></svg>",
  "mask_w": 264,
  "mask_h": 264
}]
</instances>
